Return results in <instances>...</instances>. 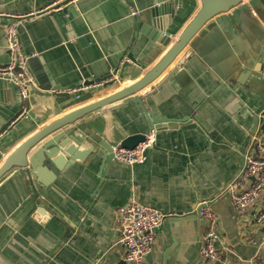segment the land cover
Segmentation results:
<instances>
[{"label":"crops","instance_id":"crops-1","mask_svg":"<svg viewBox=\"0 0 264 264\" xmlns=\"http://www.w3.org/2000/svg\"><path fill=\"white\" fill-rule=\"evenodd\" d=\"M64 1L0 0V66L9 61L4 28L16 23L34 78L43 74L52 88L103 78L121 64L120 73L123 64H130V54L143 67H126V75L133 68L138 72L128 83L61 113L64 99L60 93L44 90L35 79L27 114L5 131L1 130L17 114L20 99L15 89L0 80L2 160L46 124L139 80L201 7L200 0H166L170 12L163 20L170 38L160 49L137 28L144 16L136 2L133 8L128 5L135 0ZM53 4L60 9L37 15ZM130 10L139 15L130 17ZM227 36L220 30L204 40L198 54L191 52L176 76L158 89L188 47L137 94L82 117L36 145L28 158L53 136L87 123L82 132L76 130L77 137L69 145L77 141L71 152L77 160L59 153L61 170L51 165L44 194L33 193L19 169L0 179V264H92L98 258L99 264H126L118 244L116 210L131 199L175 214L207 202L219 218L216 248L221 259L216 264H264V223L249 225L247 213L235 214L230 196L222 194L241 165L248 136L262 133L255 112L264 101L260 94L264 83L263 8L251 13L248 23L235 25ZM220 79L226 82L221 85ZM142 95L150 116L164 122L154 126V149L141 165L128 166L114 159L103 165L105 153L97 144L99 139L108 136L106 141L119 143L120 132L129 136L146 131L142 112L135 106V99ZM83 136L90 140L78 141ZM255 207L264 208V194ZM207 229L201 218L168 219L148 261L202 264L199 253Z\"/></svg>","mask_w":264,"mask_h":264},{"label":"water","instance_id":"water-1","mask_svg":"<svg viewBox=\"0 0 264 264\" xmlns=\"http://www.w3.org/2000/svg\"><path fill=\"white\" fill-rule=\"evenodd\" d=\"M68 1L69 0H66L63 3L66 4ZM135 2L139 12L143 13L144 16L143 19L137 24V28H139L140 33L152 42H157L160 49L164 48L169 41L170 35L166 32L168 23L166 22L165 24L163 19L164 15L168 14L170 3L166 0H135L128 2V5L133 8ZM200 2L201 7L193 19L186 25V27L179 34L176 41L165 51L155 66L148 70L136 82L124 86V88H121L120 90H117L108 96L98 98L87 104H83L79 108H76L60 116L59 118L46 124L41 129L28 136L3 160L0 157V179L9 171L13 169H19V173L25 178L33 193L36 195L39 193L44 194L43 188H46L49 185L48 181L51 177V174H49L51 165L57 166V169L61 170V156L64 155L70 156L71 161L77 160V158H74L73 156L71 157V152L73 151L74 145L77 144V141L73 144V146L69 145L75 141L74 138L77 137L76 130L80 129L82 132L87 123L84 124V126H82L83 124L80 126L78 125L77 127L79 128L77 129L64 131L61 134L53 136L50 140L43 142L40 146L41 148L33 152L34 154L28 158L30 151L36 145L40 144L43 140H45L51 134H54L56 131L78 122L82 117L91 114L107 105L137 94L142 89L152 84L172 64L176 57L186 47H188L187 52H185L182 58L177 62L176 66L156 86L158 89L160 85L176 76L179 65L187 56H189L191 52L198 54L199 48L204 40H208L209 37H215L220 30L226 36L229 32L232 34L234 32V26L240 25V23H248L251 13L255 12L256 9L263 8L264 10V0H200ZM58 7L59 6H57V8ZM55 9L56 8L50 9L48 13H51ZM166 21H168V18ZM127 57V60L130 64H123L121 69L122 71L120 73H118V70L121 68V64L117 70L108 76L96 78L95 80H86L81 84H75L65 89L60 87L52 88L50 85L46 84L47 81L43 74H37L35 79L42 85L44 90L58 91L60 93L59 97L64 99L63 105L59 107V112L61 113L75 105L90 101L99 93H102L112 87H115L119 84H126L128 81L136 77L138 72L134 68L131 72L132 74L129 75L124 73V69L133 65L138 70L141 69L143 65L137 63L131 54ZM123 61L124 59L121 61V63ZM225 82L226 79H220L219 84L222 85ZM260 86V94L264 98V83H261ZM143 98L144 95L137 97L135 99V106L142 112L141 120L146 124V131L144 134L129 136L120 132L119 136L121 137V140L119 145L122 148L133 149L139 143L144 141L149 130L153 129L155 124L164 123L162 121H157L150 116L149 110H147V108L144 106ZM21 112L22 108L19 104V110L17 114L8 124L2 128L1 131L8 130L10 125L16 124L20 119L19 116ZM255 117L256 119L260 118V122L263 123L264 101L259 109L256 110ZM106 138H108V136H105V139H99L97 143L105 153L103 165L108 160L113 159L112 148L117 145L116 142L110 143L109 141H106ZM84 139L86 141L90 140V138L87 136H83L82 138L78 139V141ZM203 208V205L196 207L193 214L189 216V218H199L200 211ZM37 220H40V218ZM150 257L151 256L149 255L147 260Z\"/></svg>","mask_w":264,"mask_h":264},{"label":"built area","instance_id":"built-area-1","mask_svg":"<svg viewBox=\"0 0 264 264\" xmlns=\"http://www.w3.org/2000/svg\"><path fill=\"white\" fill-rule=\"evenodd\" d=\"M52 8L60 9L55 4L39 14L48 13ZM34 15V14H31ZM138 11L130 10L129 16L135 18ZM6 48L9 61L0 66V80L16 90L20 99L22 112L20 118L28 112V101L35 86V78L28 66V57L23 54L17 24L13 23L4 28ZM262 133L250 134L242 154V162L235 175L226 183L222 194L230 196L235 214L247 213V223L251 226H262L264 223V208H257L258 199L264 194V117ZM156 130H149L143 142L133 149L122 148L119 143L112 148L113 159L128 166L141 165L146 161V154L155 146ZM204 206L200 211L201 219L207 223V230L202 237V247L199 258L202 264L220 262V254L216 248L218 241V216L207 206V202L197 204ZM195 207V208H196ZM194 209L180 214L165 213L158 209L141 205L131 199L125 206L116 210L120 237L118 244L124 250L126 264H152L147 260L157 238L163 233L165 222L173 217H189ZM251 210L247 212V210ZM264 247V240L262 242ZM100 258L92 264H99Z\"/></svg>","mask_w":264,"mask_h":264}]
</instances>
